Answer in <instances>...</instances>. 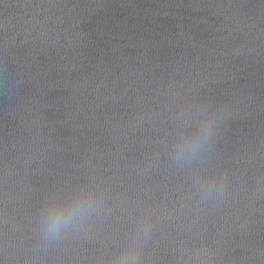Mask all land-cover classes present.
I'll return each instance as SVG.
<instances>
[{
  "label": "water",
  "instance_id": "95a60500",
  "mask_svg": "<svg viewBox=\"0 0 264 264\" xmlns=\"http://www.w3.org/2000/svg\"><path fill=\"white\" fill-rule=\"evenodd\" d=\"M0 264H264V0H0Z\"/></svg>",
  "mask_w": 264,
  "mask_h": 264
}]
</instances>
